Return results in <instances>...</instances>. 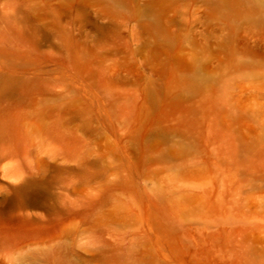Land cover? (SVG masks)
<instances>
[{
  "label": "rangeland",
  "instance_id": "374dc122",
  "mask_svg": "<svg viewBox=\"0 0 264 264\" xmlns=\"http://www.w3.org/2000/svg\"><path fill=\"white\" fill-rule=\"evenodd\" d=\"M0 264H264V0H0Z\"/></svg>",
  "mask_w": 264,
  "mask_h": 264
}]
</instances>
